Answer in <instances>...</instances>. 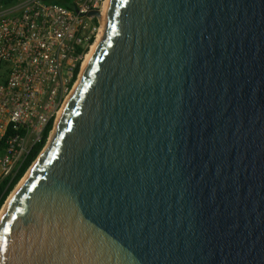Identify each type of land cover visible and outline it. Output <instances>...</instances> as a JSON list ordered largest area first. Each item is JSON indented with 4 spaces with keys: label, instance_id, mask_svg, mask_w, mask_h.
<instances>
[{
    "label": "water",
    "instance_id": "obj_1",
    "mask_svg": "<svg viewBox=\"0 0 264 264\" xmlns=\"http://www.w3.org/2000/svg\"><path fill=\"white\" fill-rule=\"evenodd\" d=\"M0 264H264V0H109Z\"/></svg>",
    "mask_w": 264,
    "mask_h": 264
},
{
    "label": "built area",
    "instance_id": "obj_2",
    "mask_svg": "<svg viewBox=\"0 0 264 264\" xmlns=\"http://www.w3.org/2000/svg\"><path fill=\"white\" fill-rule=\"evenodd\" d=\"M65 1L0 0V179L53 128L100 31L88 12L101 14L104 0Z\"/></svg>",
    "mask_w": 264,
    "mask_h": 264
},
{
    "label": "trees",
    "instance_id": "obj_3",
    "mask_svg": "<svg viewBox=\"0 0 264 264\" xmlns=\"http://www.w3.org/2000/svg\"><path fill=\"white\" fill-rule=\"evenodd\" d=\"M57 3H60L65 6H69V4L65 0H51ZM52 128V122L50 121L48 125L44 128L40 140L32 147L27 158L23 161V163L17 169L15 175L10 177H5L0 179V208L4 203L5 199L15 186V184L19 181V179L26 172L31 163L36 159L39 152L42 150L46 143L47 136L49 134V130Z\"/></svg>",
    "mask_w": 264,
    "mask_h": 264
},
{
    "label": "bare ground",
    "instance_id": "obj_4",
    "mask_svg": "<svg viewBox=\"0 0 264 264\" xmlns=\"http://www.w3.org/2000/svg\"><path fill=\"white\" fill-rule=\"evenodd\" d=\"M108 3H109V0H104L103 2V5H102V9H101V14H100V22H101V25H100V31L95 39V41L93 42V44L91 45L90 47V50L88 51V53L86 54L85 56V59L82 63V67H81V71H80V74H79V78H78V81L93 53V51L95 50V48L97 47V45L99 44L103 34H104V31H105V27H106V11H107V7H108ZM78 81L76 82L75 86L77 85ZM74 86V88H75ZM73 88V90H74ZM72 90V92H73ZM72 92L68 95V97L66 98L61 110L59 111L58 115H57V118H56V121H55V126H56V123L61 115V112L63 110V108L65 107L69 97L71 96ZM54 126V128H55ZM54 128L53 130L51 131L50 133V136L48 138V141L46 142L45 146L43 147L42 151L40 152L39 156L37 157V159L34 160V162L30 165V167L28 168V170L26 171V173L24 174V176L18 181L17 185L13 188V190L11 191V193L8 195V197L6 198L4 204L2 205L1 209H0V217H1V214L3 212V210L5 209L6 205L8 204V202L11 200V198L13 197V195L15 194V192L17 191V189L19 188V186L21 185V183L24 181V179L27 177V175L29 174V172L32 170L33 166L35 165V163L40 159V157L44 154V152L46 151L49 143H50V140H51V137H52V134H53V131H54Z\"/></svg>",
    "mask_w": 264,
    "mask_h": 264
},
{
    "label": "rangeland",
    "instance_id": "obj_5",
    "mask_svg": "<svg viewBox=\"0 0 264 264\" xmlns=\"http://www.w3.org/2000/svg\"><path fill=\"white\" fill-rule=\"evenodd\" d=\"M53 127H54V126H53ZM52 130H53V128H52ZM29 167H30V166H29ZM29 167H28V168H29ZM27 170H28V169H27ZM27 170H26V171H27ZM25 173H26V172H25ZM25 173H24V174H25ZM24 174H23V176H24ZM23 176H22V177H23ZM22 177H21V178H22ZM21 178H20V179H21ZM20 179H19V180H20ZM17 183H18V182H17ZM17 183L15 184V186L17 185ZM15 186H14V187H15ZM14 187H13V188H14ZM12 190H13V189H12ZM12 190H11V191H12ZM10 193H11V192H10ZM10 193H9V194H10ZM7 197H8V196H7ZM5 200H6V199H5ZM4 202H5V201H4ZM3 204H4V203H3ZM3 204H2V205H3ZM1 207H2V206H1ZM0 209H1V208H0Z\"/></svg>",
    "mask_w": 264,
    "mask_h": 264
},
{
    "label": "snow or ice",
    "instance_id": "obj_6",
    "mask_svg": "<svg viewBox=\"0 0 264 264\" xmlns=\"http://www.w3.org/2000/svg\"><path fill=\"white\" fill-rule=\"evenodd\" d=\"M4 230H5V231H7L8 229H7V228H5Z\"/></svg>",
    "mask_w": 264,
    "mask_h": 264
}]
</instances>
